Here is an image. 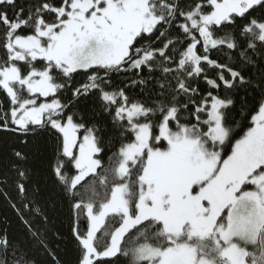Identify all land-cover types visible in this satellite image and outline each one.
<instances>
[{"label": "snow or ice", "instance_id": "1", "mask_svg": "<svg viewBox=\"0 0 264 264\" xmlns=\"http://www.w3.org/2000/svg\"><path fill=\"white\" fill-rule=\"evenodd\" d=\"M0 264H264V0H0Z\"/></svg>", "mask_w": 264, "mask_h": 264}, {"label": "trees", "instance_id": "2", "mask_svg": "<svg viewBox=\"0 0 264 264\" xmlns=\"http://www.w3.org/2000/svg\"><path fill=\"white\" fill-rule=\"evenodd\" d=\"M4 214H8V215H11L9 212H8V209L3 201L2 198H0V215H4Z\"/></svg>", "mask_w": 264, "mask_h": 264}]
</instances>
